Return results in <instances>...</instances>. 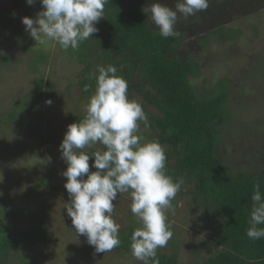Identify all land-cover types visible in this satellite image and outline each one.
<instances>
[{
    "label": "rangeland",
    "instance_id": "obj_1",
    "mask_svg": "<svg viewBox=\"0 0 264 264\" xmlns=\"http://www.w3.org/2000/svg\"><path fill=\"white\" fill-rule=\"evenodd\" d=\"M155 2L174 8L177 0H142L147 7ZM41 10L39 0L31 6L26 0H0V204L6 212L1 223L16 230L43 224L48 233L44 244L13 253L9 261L142 264L130 252L113 249L106 254L95 253L85 237L75 234L67 215L70 201L62 175L67 165L59 145L68 126L84 118L85 106L95 90L80 99L82 65L75 58V50L64 51L55 44L38 47L25 31L22 18L35 19ZM9 14L19 17L10 19ZM221 26L238 30V39H206L208 32ZM175 29L184 38L178 55L199 64V76L190 78V83L200 95L214 90L221 79L230 82L225 104L228 117L217 133V156L231 174L257 173L264 148V0H210L206 11L187 20L180 17ZM40 55L43 60L38 59ZM92 62V72L102 64ZM38 81L40 98L36 93ZM134 97L149 121L148 127L141 122V134L147 141L157 140L150 126V116L157 111L138 94ZM93 149L102 147L97 144ZM191 188L183 184L172 201L173 210L167 216L173 236L166 247L158 249L174 255L177 264L201 263L216 250L210 230L214 221L200 219ZM131 202L130 193L118 194L114 202V219L121 225L120 231L141 227L131 213Z\"/></svg>",
    "mask_w": 264,
    "mask_h": 264
},
{
    "label": "trees",
    "instance_id": "obj_2",
    "mask_svg": "<svg viewBox=\"0 0 264 264\" xmlns=\"http://www.w3.org/2000/svg\"><path fill=\"white\" fill-rule=\"evenodd\" d=\"M144 8L147 6L142 0H110L106 5L104 18L96 24L99 31L75 50V58L82 65L78 80L80 99L95 90V79H89L94 59L105 67L113 65L118 69L117 75L127 81L129 99L138 94L157 111L150 116V126L156 139L166 147V174L174 181L182 178L183 184L191 185L200 219L214 221L210 230L215 252L201 263L190 264H264V238L253 241L246 235L253 185L257 181L264 193V148L257 173H230L216 153L217 133L228 117L225 104L231 92L229 80L217 81L214 90L200 95L190 83V78L199 76V64L178 55L183 34L175 29L176 36L161 37ZM8 16L18 18L19 14ZM238 36V30L221 26L208 32L206 39L235 41ZM38 59L43 60L44 56ZM37 83L40 98L41 82ZM86 84L91 85L88 92L83 91ZM93 160H89L90 171H96L91 167ZM1 207L0 204V264H11L13 253L44 244L48 233L43 224L26 230L4 226L1 219L6 212ZM135 229L131 226L119 232L121 244L114 248L116 251L131 253ZM157 258L159 264H177L174 255L158 250Z\"/></svg>",
    "mask_w": 264,
    "mask_h": 264
},
{
    "label": "clouds",
    "instance_id": "obj_3",
    "mask_svg": "<svg viewBox=\"0 0 264 264\" xmlns=\"http://www.w3.org/2000/svg\"><path fill=\"white\" fill-rule=\"evenodd\" d=\"M31 6L36 0H26ZM42 10L35 19L23 17L25 31L36 46L59 45L67 51L99 29L110 0H39ZM210 0H177L175 7L155 2L144 8L163 38L176 36L180 17H189L209 8ZM113 65H97L89 73L95 79L94 94L85 106L82 120L68 126L59 145L66 163L62 175L69 196L68 217L77 236L86 238L95 253H109L121 244V225L114 219L118 194L130 193L131 213L141 227L131 235V254L142 264H159L157 250L167 246L173 236L167 213L181 191L183 179L173 180L166 174V152L158 140L147 141L140 132L141 122L149 126L142 104L128 97L127 81L117 75ZM98 73V75H97ZM91 85L86 84L84 92ZM51 105L52 101L47 100ZM97 144L102 150L87 151ZM90 158H94L90 171ZM51 162V157H48ZM86 177V179H85ZM3 176L0 174V182ZM2 195V193H0ZM251 213L246 235L250 240L264 238V193L257 181L251 195Z\"/></svg>",
    "mask_w": 264,
    "mask_h": 264
}]
</instances>
